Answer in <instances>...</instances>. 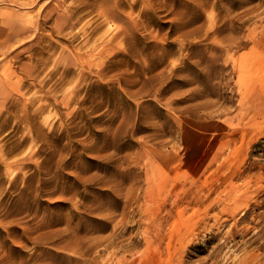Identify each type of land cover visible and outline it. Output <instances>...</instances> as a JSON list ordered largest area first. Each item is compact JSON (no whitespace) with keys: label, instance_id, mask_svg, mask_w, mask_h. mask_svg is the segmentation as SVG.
I'll list each match as a JSON object with an SVG mask.
<instances>
[{"label":"rangeland","instance_id":"rangeland-1","mask_svg":"<svg viewBox=\"0 0 264 264\" xmlns=\"http://www.w3.org/2000/svg\"><path fill=\"white\" fill-rule=\"evenodd\" d=\"M0 264H264V0H0Z\"/></svg>","mask_w":264,"mask_h":264}]
</instances>
